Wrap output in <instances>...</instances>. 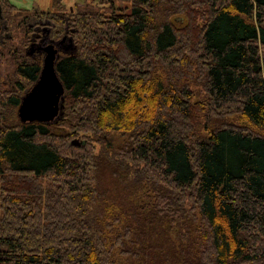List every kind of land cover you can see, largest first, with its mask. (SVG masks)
I'll return each instance as SVG.
<instances>
[{"label":"trees","instance_id":"trees-1","mask_svg":"<svg viewBox=\"0 0 264 264\" xmlns=\"http://www.w3.org/2000/svg\"><path fill=\"white\" fill-rule=\"evenodd\" d=\"M117 1L0 0V264H264V0ZM40 25L63 116L21 122Z\"/></svg>","mask_w":264,"mask_h":264},{"label":"water","instance_id":"water-1","mask_svg":"<svg viewBox=\"0 0 264 264\" xmlns=\"http://www.w3.org/2000/svg\"><path fill=\"white\" fill-rule=\"evenodd\" d=\"M2 10L0 6V32ZM45 32L48 29L42 28ZM41 34L34 33L33 39ZM68 41V43H66ZM26 53L32 55L34 49L42 53V64L34 83L23 93L17 108V117L21 122H55L62 116L64 86L55 69V63L61 54H69L75 50L71 37L63 35L54 40L44 35L31 42Z\"/></svg>","mask_w":264,"mask_h":264},{"label":"rangeland","instance_id":"rangeland-1","mask_svg":"<svg viewBox=\"0 0 264 264\" xmlns=\"http://www.w3.org/2000/svg\"><path fill=\"white\" fill-rule=\"evenodd\" d=\"M10 1L17 8H26V9H31L33 7L47 8L50 5V2H51V0H10ZM62 1L66 5V9L68 10V8H73L75 5H81V4H84L86 2H88V3L89 2H95V4H96L99 0H62ZM115 4H116V6H119L122 9H127V8L130 7V2L129 1H121V0H119V1L115 2ZM3 23H4L3 19H1L2 28H3ZM34 33H37V32L35 31ZM66 36L69 37L68 35H66ZM47 37H49V36H47ZM66 43H68V41ZM35 52H33V53H35ZM63 103H64V101H63ZM63 106H64V104H63ZM62 116H63V108H62ZM230 119H231V117H230ZM107 139L114 146L121 145V143L123 141L116 134L108 137ZM98 148H99V144H95V151H97ZM97 205H99L98 208L101 209L100 213L102 214V213L106 212L108 206H110V203H109L108 200H101ZM108 217L110 218V215H107V218ZM116 258H118V261H120L122 264H142L141 262H138V261L141 260L142 256H140V258L137 259L136 261H135V259L132 260V259H128L126 257L119 256L118 254H116Z\"/></svg>","mask_w":264,"mask_h":264},{"label":"flooded vegetation","instance_id":"flooded-vegetation-1","mask_svg":"<svg viewBox=\"0 0 264 264\" xmlns=\"http://www.w3.org/2000/svg\"><path fill=\"white\" fill-rule=\"evenodd\" d=\"M48 27H49V26H47V25H45V26H44V25H43V26H41V25H40V26H37L36 30H37V33L41 34L40 37L43 36V33H44L45 36H49V31H50V30H49ZM42 28H46V29H48V32H47V33H45V32L42 33V31H44ZM40 37H36V38H34V39L32 38V42H33V43H36V42L40 39ZM48 39H49V37H48ZM34 50H35V49H34ZM35 51H36V50H35ZM35 51H33V52H35ZM35 53L40 54V55L42 56V53H38L37 51H36ZM33 54H34V53H33Z\"/></svg>","mask_w":264,"mask_h":264}]
</instances>
